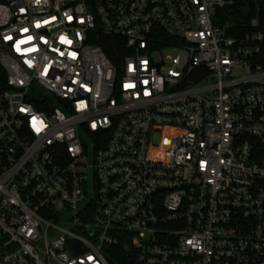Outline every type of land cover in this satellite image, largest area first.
Returning <instances> with one entry per match:
<instances>
[{
  "label": "built area",
  "instance_id": "obj_1",
  "mask_svg": "<svg viewBox=\"0 0 264 264\" xmlns=\"http://www.w3.org/2000/svg\"><path fill=\"white\" fill-rule=\"evenodd\" d=\"M231 4L0 0V264H264L263 36Z\"/></svg>",
  "mask_w": 264,
  "mask_h": 264
},
{
  "label": "trees",
  "instance_id": "obj_2",
  "mask_svg": "<svg viewBox=\"0 0 264 264\" xmlns=\"http://www.w3.org/2000/svg\"><path fill=\"white\" fill-rule=\"evenodd\" d=\"M220 22L231 26L232 32H245L252 19H257L263 36L261 48L264 53V0H233V4L218 10ZM109 53V52H108ZM6 71L0 64V84L6 86Z\"/></svg>",
  "mask_w": 264,
  "mask_h": 264
},
{
  "label": "rangeland",
  "instance_id": "obj_3",
  "mask_svg": "<svg viewBox=\"0 0 264 264\" xmlns=\"http://www.w3.org/2000/svg\"><path fill=\"white\" fill-rule=\"evenodd\" d=\"M215 22H216V19H214V24H216Z\"/></svg>",
  "mask_w": 264,
  "mask_h": 264
}]
</instances>
